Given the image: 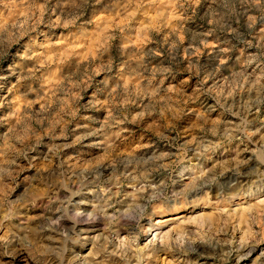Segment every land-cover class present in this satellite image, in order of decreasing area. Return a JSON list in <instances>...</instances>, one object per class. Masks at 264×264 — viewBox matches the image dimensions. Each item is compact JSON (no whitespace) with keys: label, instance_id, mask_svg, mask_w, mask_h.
Listing matches in <instances>:
<instances>
[{"label":"rangeland","instance_id":"rangeland-1","mask_svg":"<svg viewBox=\"0 0 264 264\" xmlns=\"http://www.w3.org/2000/svg\"><path fill=\"white\" fill-rule=\"evenodd\" d=\"M260 189L264 0H0V264H264Z\"/></svg>","mask_w":264,"mask_h":264},{"label":"bare ground","instance_id":"bare-ground-1","mask_svg":"<svg viewBox=\"0 0 264 264\" xmlns=\"http://www.w3.org/2000/svg\"><path fill=\"white\" fill-rule=\"evenodd\" d=\"M99 144H101V143H99ZM254 196H256L259 199L260 202L264 203V189H260V191L257 192V194L256 193L255 194H251V195H248L247 197L246 196L237 195V196H234V198H236V197H239V198L240 197L241 198H245V197L246 198H250V197H254ZM71 200L74 201V202L86 201V199H84V197L81 195V193H72L71 194ZM159 222H161V221H159ZM159 222H157V223H159Z\"/></svg>","mask_w":264,"mask_h":264}]
</instances>
